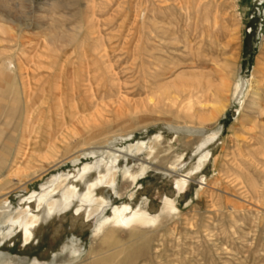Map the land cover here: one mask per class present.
<instances>
[{
	"label": "rangeland",
	"instance_id": "rangeland-1",
	"mask_svg": "<svg viewBox=\"0 0 264 264\" xmlns=\"http://www.w3.org/2000/svg\"><path fill=\"white\" fill-rule=\"evenodd\" d=\"M196 81L211 91L179 94ZM252 87L264 93V0H0V206L16 212L53 179L75 177L101 158L92 148L160 134L155 157L136 158L159 168L184 150L176 175L150 169L126 195L97 191L112 201L104 217L127 204L154 225L93 240L94 221L72 209L26 247L20 233L0 240V257L65 264L75 247L74 264H264V110L249 104ZM169 122L206 133L209 159L182 193L174 181L197 165L202 139Z\"/></svg>",
	"mask_w": 264,
	"mask_h": 264
},
{
	"label": "bare ground",
	"instance_id": "bare-ground-1",
	"mask_svg": "<svg viewBox=\"0 0 264 264\" xmlns=\"http://www.w3.org/2000/svg\"><path fill=\"white\" fill-rule=\"evenodd\" d=\"M223 69L221 71H223ZM233 74L231 73V75ZM220 77L221 86L228 88L229 84H231L228 78L223 73L222 76L220 74ZM206 85L209 86L205 89L201 86L199 81H196L192 84L181 83L177 88L179 94L187 92V94H191L190 97H192L199 92L207 95L208 92L211 91L210 82ZM235 87L233 95L237 96L240 94L241 86L237 84ZM251 90L252 95L249 104L254 109L263 111L264 93L262 89L259 87H252ZM173 99L168 96L164 100L173 101ZM262 111L260 113H262ZM194 126L196 125H178L172 122L166 124V128L177 136L199 137L202 139L193 149V155L199 156L197 165L191 169L186 176L178 175L174 181L175 188L178 193H182L186 190L190 176L199 170H202L209 159V152L204 153V147L207 144V140L203 141V137H205L206 134L205 130L200 127L195 128ZM160 138L161 135L158 134L153 139L149 140L150 143L138 142L134 145H128L123 149H115L111 143L110 147H107L105 151L103 150L104 152L101 151L100 156V150H98L99 148H92V155H98V157L101 158L96 159L91 165L86 164L83 166L75 177L70 178L68 176H61L53 179L47 186H43L41 188V192H33V194L27 198L24 206L20 209L18 208L16 212H11V209L9 210L10 207L5 206L2 203L0 206V223L2 228L6 229V233L0 240L3 242L4 239L20 233L22 237V245L26 247L31 241H34L35 232L38 228H40V226L48 225V223L55 216L61 213L64 214L72 209H74V215L79 216L81 214L86 220L94 221V228L92 231L93 240L98 238L100 235H104L105 237L107 234H110L108 235L110 236L108 239L111 238L114 241L113 238H117L119 236L122 237L121 235L124 233L134 232L137 226L142 227L154 225L157 218H151V216L149 217L148 214L140 207L139 209L133 211L127 204L113 208L112 217H104L102 212L105 211L107 207L110 208L112 201H110L106 196H98L97 191H110L117 197L126 195L123 185L128 182H135L138 177L147 174V171L150 169L161 170L167 174L176 175V171H178L177 166H179L184 156V150H179L177 154H175L174 162L170 163L169 167L166 166V168H159V166H153L152 164L145 162V160L136 159L143 153H147V157L153 159L156 152L153 150L154 147L151 144L161 140ZM135 159L137 161L136 165L125 167L123 169L119 167L120 161L127 162L128 160ZM92 173L96 174V178H93V180L90 179ZM80 186L83 187V191L80 189ZM129 197H131V195ZM21 202L24 201L21 200ZM31 203H34L35 211L31 209ZM164 206L167 212L174 213L176 211L174 204L167 199L164 201ZM68 257H70L71 261L69 263L66 262L65 264H74L73 262L76 263V261H79L80 254L77 248L72 247ZM94 257L98 258L100 256L96 255ZM0 264L12 263L1 256Z\"/></svg>",
	"mask_w": 264,
	"mask_h": 264
}]
</instances>
